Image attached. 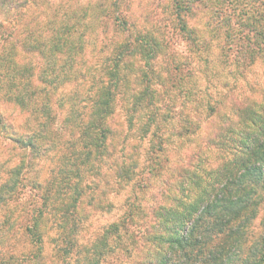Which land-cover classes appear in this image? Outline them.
<instances>
[{"label": "trees", "instance_id": "1", "mask_svg": "<svg viewBox=\"0 0 264 264\" xmlns=\"http://www.w3.org/2000/svg\"><path fill=\"white\" fill-rule=\"evenodd\" d=\"M50 26L48 30L52 36L39 33L41 40L38 41L34 34L21 36L17 24L0 23V92L5 90L4 96L14 108H19L17 110L24 118L18 123L0 109V149H8V153L0 156V264H54L45 253L44 235L39 232L41 219L52 212L55 215L59 240L64 244L56 252L65 256L85 219L81 203L90 200L94 206L101 205L111 175L119 180L122 191L132 182L134 163L129 162V158L113 159L120 133L118 127L123 126L115 115L119 116L117 110L122 108L119 100L123 96H128L123 104L129 113L126 118L128 128L134 126L133 116L139 112L138 118H144L145 123L137 136L126 134L119 143L130 146L148 137L144 170L158 165L154 172L167 166L170 172L173 171L170 178L177 183L180 195L170 192L175 187L173 182L163 181L169 191L161 195L170 197V204L159 202L157 211L152 208L153 230L142 238L139 237L142 230H132L142 210L135 203L129 205L125 216L110 225L120 253L132 257L136 244L145 239L149 243L147 254L139 256L136 253L139 258L131 260L132 264H232L230 252L234 246L240 247L247 241L248 228L256 216L251 210L254 206L251 196L258 187L264 188L263 180L252 177L258 173L264 177V111L258 113L251 107L246 109L234 104L236 118L226 117L227 123L223 121L224 124L212 136L214 138L210 139L216 143V149L224 148L226 155L232 154L231 158L213 181L204 182L199 197L192 203H183L184 208L178 212L176 207L180 206L182 198L190 196L191 187L203 182V177L198 175L202 168L197 166L195 171L193 159L211 145L200 146L197 152L192 150L176 160L164 158L166 162L162 166L156 161L158 158L154 152H165L163 134H168L166 140L172 141L173 133L191 135L201 127L197 117L189 118L187 114L178 118L179 126L168 127L174 119L171 112L177 109V102L176 97L168 101L159 92L163 76L157 72L155 60L164 48V41L150 36L138 40L129 37L117 47L112 57L93 60L90 58L94 54L89 48L84 56L78 50L80 45L75 47L70 31L64 25L57 29L54 24ZM91 43L88 41L87 47ZM28 52L38 54L43 65L37 74V82L32 72H27L29 66H22L20 61L22 54ZM20 66L24 69L22 76L14 72ZM51 75L55 77L50 78ZM62 75L64 81L57 84L56 79L62 80ZM166 79L174 86L179 84L184 91L181 79L177 82L172 77ZM73 80L86 82L81 93H86L85 98H77L79 85L67 92L66 83ZM160 98L164 104L159 103ZM250 99L253 105L263 110L257 99ZM82 102L85 105L81 106ZM78 106L86 108V113L79 111ZM215 112L212 107L211 114ZM61 123L70 135L78 134L73 143L59 142L58 126ZM252 125H255L254 129ZM130 139L135 142H127ZM68 146L73 151L70 155L63 154V161L74 167L64 177L57 175L53 168H49L52 169L50 172L37 168L35 161L40 156L55 154ZM66 168L60 169L61 174ZM171 211L175 218L169 215ZM244 213L250 222L236 225ZM106 234L96 237L95 246L108 241ZM152 245L156 248L152 249ZM106 254L108 256L109 252ZM240 259L241 264H264V234L253 241ZM104 263L114 262L104 260Z\"/></svg>", "mask_w": 264, "mask_h": 264}, {"label": "rangeland", "instance_id": "2", "mask_svg": "<svg viewBox=\"0 0 264 264\" xmlns=\"http://www.w3.org/2000/svg\"><path fill=\"white\" fill-rule=\"evenodd\" d=\"M0 23L17 24L21 36L34 34V38L38 41L41 40L39 33L44 32V36H52L48 30L50 24H54L56 29L64 25L65 29L70 31L69 36L75 47L80 45L78 50L84 56L86 48H89L94 54L90 58L93 60L95 58L101 60L103 56L112 57L117 47L129 37L138 40L150 36L164 41V48L158 53L155 66L157 72L163 76L158 86L162 97L164 96L168 101L176 97L177 109L171 112L174 119L169 122L168 127L170 129L179 126L178 118L185 117L186 114L189 118L197 117L201 127L191 135L173 133L172 141H167L168 134H163L165 152H154L158 158L156 161L162 166L166 162L164 158L176 160L179 156L190 154L192 150L197 152L200 146L211 145L193 159L194 170L197 171V166L202 168L198 175L203 177V182L199 186L191 187L190 196L182 198L180 206L175 205L178 212L184 208L183 203H192L199 197L204 182L208 184L213 181L223 170L228 158H231L232 154L226 152V155L223 152L224 148L216 149L214 146L216 143L210 142V139L214 138L212 136L224 124L223 121L226 122V117L236 118L234 104L238 103L239 107L244 106L246 109L251 107L258 113L264 111V94H262L264 92V0H0ZM36 35L38 36L35 37ZM88 41L92 43L87 47ZM20 61L22 66L25 67L26 64L29 66L27 72H32L33 79L37 82V74L40 67H43L39 55L32 52L23 53ZM84 64L86 68V62ZM95 67L97 68L98 65ZM14 72L22 76L24 69L20 66ZM53 73H56L55 70ZM53 77L55 75L50 76ZM61 77L60 81L56 79L57 84L64 81V75ZM170 77L176 82L181 79L184 91L179 84L174 86L166 79ZM73 81L70 84L65 82L67 92L71 88H78L79 85L80 95L77 98L78 100L85 98L86 93H81L86 88V82ZM4 93L5 90L0 92V109L21 123L24 118L20 110H17L19 108H14ZM250 98L257 99V104L262 106L263 110L253 105ZM127 99L128 96H123V99L119 100V106L122 108L121 110L117 108L119 116L115 115L120 119L118 123L123 126L118 127L120 133L113 159L129 158V162L134 163L132 170L135 177L122 191L118 186L119 180H115L111 175V182L106 188L108 191L101 205L94 206V202L90 200L81 203L85 219L78 233L72 238L69 249L71 251L68 250L65 256L56 252L57 248L64 244L59 240L55 215L52 212L41 219L39 232L44 235L45 253L51 257L54 264H105L104 260L113 261V264H132L131 260L138 259L141 253L147 254L149 243L141 238L153 230L155 218L152 208L157 211L159 202L170 204V197L161 195L162 192L169 191L163 181L173 182L175 187L170 192L175 196L180 195L176 189L177 183L170 178L173 171L170 172L167 166L157 168L154 172L153 169L158 165L148 168L147 171L144 170L148 137L130 146H122L119 143L126 134L137 136L145 123L144 118H138V115H141L139 112L133 116L134 126L128 128L126 118L129 113L123 107ZM159 103L164 104V100L160 98ZM80 105L85 104L82 102ZM212 107L216 109L213 115ZM76 108L83 114L86 113V108L81 109L80 106ZM237 120L241 119L237 118ZM252 127L254 129L255 125ZM58 128L60 143H73L78 136L77 133L70 135L62 123ZM130 141L135 142L132 139L127 142ZM77 148L82 151L79 145ZM72 151L68 146L67 149L63 147L55 154L40 153L44 156L36 159L35 164L37 163V168L48 169V172L52 170L49 168H53L57 175L64 177L74 166H70L66 160L63 161V154L70 155ZM6 153H8L6 147L0 149V156ZM183 163L185 164L186 160ZM63 167L67 168L61 174L60 169ZM252 177L264 181L260 173ZM262 187H258L251 196L254 202L251 210L256 216L248 228L247 241L240 247L234 246L231 250L232 264H241L240 258L245 256L249 246L264 234V188ZM133 203L140 207L142 215L136 218V226H133L132 230L138 231L139 228L142 232L139 236L141 237L139 244H136V248L132 250L133 256L129 257L128 254L120 253L116 236L111 232L114 229L110 228V225L120 221L130 208L129 205ZM12 206L14 204H11ZM172 214V211L169 212L171 218H175L176 215ZM246 216L244 213L235 224L243 226L249 221ZM104 232L108 233L106 234L109 237L108 241L95 246L96 237ZM155 248L156 246L152 249ZM107 252H109L108 256ZM173 260L176 262L174 257Z\"/></svg>", "mask_w": 264, "mask_h": 264}]
</instances>
